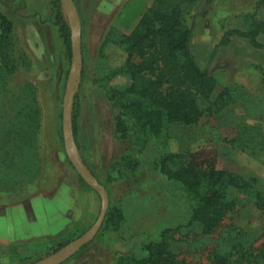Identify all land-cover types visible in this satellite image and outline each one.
Returning <instances> with one entry per match:
<instances>
[{"label": "rangeland", "instance_id": "1", "mask_svg": "<svg viewBox=\"0 0 264 264\" xmlns=\"http://www.w3.org/2000/svg\"><path fill=\"white\" fill-rule=\"evenodd\" d=\"M72 1L81 25L75 143L108 192L109 220L60 264H111L115 252L142 257L146 243L161 239L184 264H264V208L251 216L239 193L220 225L203 232L188 224L183 184L160 171L182 160L209 161L254 177L264 196V51L237 36L219 44L232 29L256 30L264 42V0H166L191 26L190 52L214 85L199 101L197 122L156 133H144L115 97L131 83L120 71L127 57L120 41L156 0ZM58 3L64 9L62 0H0L10 24L0 34V264L52 254L84 233L100 209L99 194L65 152L62 103L71 50L55 24Z\"/></svg>", "mask_w": 264, "mask_h": 264}, {"label": "trees", "instance_id": "2", "mask_svg": "<svg viewBox=\"0 0 264 264\" xmlns=\"http://www.w3.org/2000/svg\"><path fill=\"white\" fill-rule=\"evenodd\" d=\"M55 24L70 53V29L60 3ZM9 27V22L0 15V34H6ZM191 35L192 28L185 23L177 6L166 0H156L131 33L120 41L127 54L120 71L130 76L131 83L115 93L116 101L144 133H156L165 125L194 124L202 114L199 101L209 98L214 79L207 69L195 62L189 49ZM231 36L244 38L249 46L264 51V42L257 39L256 30L226 31L219 44L227 45ZM135 55L140 58L139 62L134 61ZM221 97L219 95L211 104H217ZM75 108L72 126L77 143ZM166 158L169 159L170 155ZM166 160L163 159L162 166ZM160 171L183 184L189 201L188 224L200 227L203 232H211L220 225L237 203L239 193L247 196L251 216H258V210L264 208V196L258 190L254 177L218 169L212 162L182 160L175 170L161 167ZM108 216L105 222L109 220ZM144 248L146 253L142 257L115 252L117 257L111 264H184L177 260L164 239L148 242ZM223 259L217 262L222 263Z\"/></svg>", "mask_w": 264, "mask_h": 264}, {"label": "water", "instance_id": "3", "mask_svg": "<svg viewBox=\"0 0 264 264\" xmlns=\"http://www.w3.org/2000/svg\"><path fill=\"white\" fill-rule=\"evenodd\" d=\"M64 15L67 16V22L70 29L71 39V58L67 73L65 90L62 103V136L67 157L73 165L79 176L87 183L89 187L95 190L100 196V209L97 218L93 224L79 237L67 243L52 254L41 258L30 264H60L83 245L91 241L102 225L106 211L108 209L109 198L107 190L98 182L97 178L89 171L80 153L77 149L72 129V110L75 85L80 73L81 67V25L77 9L72 0H62Z\"/></svg>", "mask_w": 264, "mask_h": 264}]
</instances>
